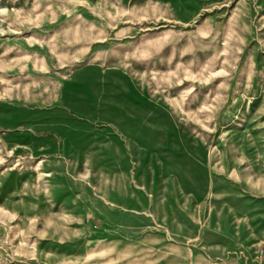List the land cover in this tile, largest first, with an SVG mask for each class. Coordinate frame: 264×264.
Returning a JSON list of instances; mask_svg holds the SVG:
<instances>
[{
	"label": "rangeland",
	"instance_id": "obj_1",
	"mask_svg": "<svg viewBox=\"0 0 264 264\" xmlns=\"http://www.w3.org/2000/svg\"><path fill=\"white\" fill-rule=\"evenodd\" d=\"M0 264H264V0H0Z\"/></svg>",
	"mask_w": 264,
	"mask_h": 264
}]
</instances>
